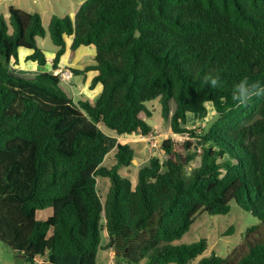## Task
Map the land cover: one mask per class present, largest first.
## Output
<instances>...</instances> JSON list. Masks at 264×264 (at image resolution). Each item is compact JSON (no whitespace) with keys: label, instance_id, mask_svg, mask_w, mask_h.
<instances>
[{"label":"trees","instance_id":"obj_1","mask_svg":"<svg viewBox=\"0 0 264 264\" xmlns=\"http://www.w3.org/2000/svg\"><path fill=\"white\" fill-rule=\"evenodd\" d=\"M0 14V243L26 264H98L112 251L126 264H264V97L238 105L241 79L264 82V0H86L74 18L52 16L56 51L95 49L93 102L77 103L47 71L37 39L41 16ZM34 67L20 68L19 51ZM219 73L222 86L203 83ZM158 100L174 137L137 170L127 143L102 132L150 134L143 118ZM174 104L173 110L170 105ZM214 120L187 127L188 114ZM110 156L112 164L104 163ZM196 161L198 164L195 165ZM110 179L105 200L97 178ZM258 219L226 256H202L205 239L176 245L200 213L227 215L230 202ZM50 208L45 220L36 212ZM104 233L106 243L104 244Z\"/></svg>","mask_w":264,"mask_h":264},{"label":"rangeland","instance_id":"obj_2","mask_svg":"<svg viewBox=\"0 0 264 264\" xmlns=\"http://www.w3.org/2000/svg\"><path fill=\"white\" fill-rule=\"evenodd\" d=\"M76 0H0V14L3 15L7 22H9V10L11 8L18 9L26 13H33L37 11L41 16L42 26L46 31L44 38L37 39L38 45L41 49L50 52L56 51L55 46L52 44L48 35V25L52 16H70L73 18V14L77 11ZM79 7V6H78ZM24 52H20L21 59L23 61ZM83 60L90 61V57H85ZM51 63V62H50ZM51 66V64H50ZM27 67V66H25ZM31 68V65L28 67ZM51 71V69H50ZM84 74L72 75L70 81L60 82V86L63 90H66V83L82 82ZM68 92V91H67ZM87 92H91L90 89ZM70 98H74L76 103L79 101V91L75 90L74 94L67 93ZM76 95V96H74ZM92 95V94H90ZM78 97V100H77ZM95 97V96H94ZM92 98L95 100V98ZM147 107L152 111L153 115L150 118L145 117V114L141 113L143 118L153 130L147 137H141L136 135L135 137H129L123 143H127L131 146L132 150L136 153L132 165L129 168L120 169L122 175H130L134 183L137 182V170L141 166L148 164L149 158L152 156H162L161 143L166 138L174 137L176 141L180 142L178 136H174L171 132L169 120H165L161 117V108L158 100L147 103ZM171 110L174 108V104L170 105ZM214 111L208 105V114L205 118H197L192 114H188L187 127L195 128L198 130H206L207 126L214 120ZM103 133L116 138V134L106 127H100ZM182 137V136H181ZM184 140V137H182ZM182 142V141H181ZM110 154L104 165L109 167L112 164ZM198 164L196 161L195 165ZM110 187V179L107 177L97 178V191L102 200H105L107 192ZM51 209L38 210L36 212V219L44 220L49 212L51 215ZM259 221L253 217L251 213L244 211L240 208L235 201L230 202V212L227 215H209L208 213H200L195 217L194 224L190 227L189 231L178 241L176 245L191 244L198 242L201 239L206 240L207 249L202 256L215 254L217 256H226L235 246H237L243 239L245 231L255 225H258ZM104 251L98 253V263L106 264L108 258L105 256ZM200 259L198 257L194 262L190 264H196ZM0 264H26L24 260L16 257L11 251L5 248L0 243Z\"/></svg>","mask_w":264,"mask_h":264},{"label":"crops","instance_id":"obj_3","mask_svg":"<svg viewBox=\"0 0 264 264\" xmlns=\"http://www.w3.org/2000/svg\"><path fill=\"white\" fill-rule=\"evenodd\" d=\"M86 0H76V3H77V11H78V8L80 7L81 4H83ZM79 6V7H78ZM76 11V12H77ZM76 12L73 14V18L76 14ZM72 16V15H70ZM72 36L70 37H65V53L64 55L61 57L60 59V63H59V66L58 68L59 69H66V70H71V69H75V70H83L86 66H90V65H94V56H95V49L94 47L92 46H88V47H85V46H81L79 47L73 58L71 59L70 58V46H71V43H72ZM20 52H24V56H23V61L21 59V56H20ZM31 53V51L29 50H26V49H21L19 51V61H20V68L23 69V70H26V69H31L34 67V65L30 62V61H25V57L27 55H29ZM44 53H45V56H46V59H47V64L45 66V69L47 71H49L51 69V66H50V62L53 60L54 58V55H55V51H50V52H47L44 50ZM85 57H90V61H86V60H83ZM31 65V68H28L29 66ZM27 66V67H25ZM95 72L94 71H88L86 73H84V77L82 79V82H75L73 84L71 83H66V90H64L66 93H70L71 95L74 94L75 90H78L79 91V100H88L89 102H93L94 99H92L94 96H98L102 90V86L100 84H97L95 87L91 88L90 85H91V81L93 79V77L95 76ZM79 75V74H78ZM72 79V75H71V78L68 80L70 81ZM90 89L91 92H87L88 90ZM68 91V92H67ZM92 94V95H90ZM76 96V95H74ZM94 97V98H95ZM74 102H76V100H74V98L72 99ZM77 100H78V97H77ZM136 135H121L119 137H116L117 141L120 143H123L124 140L128 141L127 139L129 137H135ZM138 136V135H137ZM142 137V135H140ZM148 135H146L147 137ZM130 139V138H129ZM51 214H52V211H51ZM50 216V213L48 212L47 213V217L44 218L47 219L48 217ZM106 233H104V244L106 243ZM106 253V257L108 258V261L106 264H109L110 262L112 264H126L122 259H118V258H115L114 257V253L112 251H104ZM41 260V259H40ZM41 261H44V260H41ZM45 262V261H44ZM100 264V263H98Z\"/></svg>","mask_w":264,"mask_h":264},{"label":"clouds","instance_id":"obj_4","mask_svg":"<svg viewBox=\"0 0 264 264\" xmlns=\"http://www.w3.org/2000/svg\"><path fill=\"white\" fill-rule=\"evenodd\" d=\"M203 83L205 85H210L212 89L222 86V81L220 79L219 73L215 75L204 76ZM253 97H264V82L249 81L247 78H243L234 85L232 91V99L233 101L237 102L238 105L247 104Z\"/></svg>","mask_w":264,"mask_h":264},{"label":"built area","instance_id":"obj_5","mask_svg":"<svg viewBox=\"0 0 264 264\" xmlns=\"http://www.w3.org/2000/svg\"><path fill=\"white\" fill-rule=\"evenodd\" d=\"M53 73L55 75H58L60 78V81H62V82L68 81L71 78V73L66 69H56L53 71ZM182 137L178 136V139L180 142L183 141ZM35 263L36 264H43V261H41L40 259H35ZM109 264H112V263L110 262Z\"/></svg>","mask_w":264,"mask_h":264}]
</instances>
